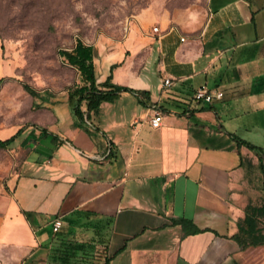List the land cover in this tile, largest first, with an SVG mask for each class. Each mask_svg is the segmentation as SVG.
Masks as SVG:
<instances>
[{
  "label": "crops",
  "instance_id": "obj_1",
  "mask_svg": "<svg viewBox=\"0 0 264 264\" xmlns=\"http://www.w3.org/2000/svg\"><path fill=\"white\" fill-rule=\"evenodd\" d=\"M168 20L140 56L93 46L98 82L118 62L112 82L146 92L122 90L78 125L66 89L43 90L36 124L0 123L24 152L0 187V264H264V242L232 237L264 198L262 158L236 140L264 151V0H207L197 23ZM201 84L222 96L195 99Z\"/></svg>",
  "mask_w": 264,
  "mask_h": 264
},
{
  "label": "rangeland",
  "instance_id": "obj_2",
  "mask_svg": "<svg viewBox=\"0 0 264 264\" xmlns=\"http://www.w3.org/2000/svg\"><path fill=\"white\" fill-rule=\"evenodd\" d=\"M207 0H0V123L8 129L33 122L36 96L61 94L69 84L80 82L78 71L60 55L80 38L100 50L131 53L143 48L146 35L156 33L165 20L187 25L202 20ZM164 27V26H163ZM142 49V50H141ZM24 152L10 146L0 149V187ZM9 187V185H8Z\"/></svg>",
  "mask_w": 264,
  "mask_h": 264
},
{
  "label": "trees",
  "instance_id": "obj_3",
  "mask_svg": "<svg viewBox=\"0 0 264 264\" xmlns=\"http://www.w3.org/2000/svg\"><path fill=\"white\" fill-rule=\"evenodd\" d=\"M59 53L79 72L80 82H75L65 87L70 110L78 125H82L85 115L88 116L91 111H96L102 101L115 99L122 90L136 93L146 92L112 82L111 70L119 64L118 62L111 63L110 72L107 77L103 81L98 82L93 62V45L85 43L80 38H76L75 44L70 49H60ZM23 87L30 94L35 95L36 91L33 87L26 83L23 84ZM19 131L20 129L9 137L0 139V149L8 148ZM236 140L241 144H245L248 148L255 150L259 154V157L264 159V151L260 146L238 137H236ZM262 159L261 169L264 172ZM261 216H264V198L261 205L247 206L245 217L238 223V229L232 237L239 242L249 244L263 243L264 232H261L258 227V221ZM179 221L184 222V219H179Z\"/></svg>",
  "mask_w": 264,
  "mask_h": 264
},
{
  "label": "built area",
  "instance_id": "obj_4",
  "mask_svg": "<svg viewBox=\"0 0 264 264\" xmlns=\"http://www.w3.org/2000/svg\"><path fill=\"white\" fill-rule=\"evenodd\" d=\"M154 30H158L157 26L153 27ZM165 83H169L168 79L164 80ZM222 91L219 89H211L206 84H201L200 86L196 87L194 91V98L197 100H205L211 101L214 97H221ZM161 122V112L157 109H154V114L150 118V123L153 126H158ZM61 226V220L55 219L52 223V229L54 231L58 230Z\"/></svg>",
  "mask_w": 264,
  "mask_h": 264
}]
</instances>
